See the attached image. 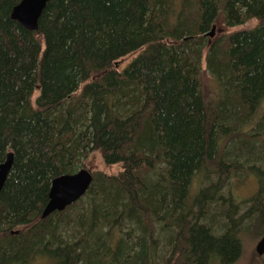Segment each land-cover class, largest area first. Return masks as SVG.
I'll list each match as a JSON object with an SVG mask.
<instances>
[{
    "label": "trees",
    "instance_id": "obj_1",
    "mask_svg": "<svg viewBox=\"0 0 264 264\" xmlns=\"http://www.w3.org/2000/svg\"><path fill=\"white\" fill-rule=\"evenodd\" d=\"M21 1L0 0V264L238 262L264 236V0H49L37 31L12 19ZM82 169L89 191L42 219Z\"/></svg>",
    "mask_w": 264,
    "mask_h": 264
},
{
    "label": "water",
    "instance_id": "obj_2",
    "mask_svg": "<svg viewBox=\"0 0 264 264\" xmlns=\"http://www.w3.org/2000/svg\"><path fill=\"white\" fill-rule=\"evenodd\" d=\"M49 0H22L12 11L11 17L23 28L37 31L39 19ZM216 26L208 34L214 37ZM14 162V154L8 153L3 163H0V193L9 177ZM94 177L89 170L82 169L73 175H62L52 181L49 200L42 212V219L55 212H63L69 206L78 202L89 191ZM18 234V232H14ZM256 253L264 256V236L256 245Z\"/></svg>",
    "mask_w": 264,
    "mask_h": 264
},
{
    "label": "rangeland",
    "instance_id": "obj_3",
    "mask_svg": "<svg viewBox=\"0 0 264 264\" xmlns=\"http://www.w3.org/2000/svg\"><path fill=\"white\" fill-rule=\"evenodd\" d=\"M256 25V21H251L243 26L236 27V28H228L225 24H217L216 29L214 32V37H208V40H214L221 38L222 36H228L232 33L252 29ZM212 32V31H211ZM210 32V33H211ZM136 55L128 57L125 59L121 66L125 67L127 66L132 59H134ZM201 83H202V89L205 93H216L217 92V85L212 76L207 72L206 70V62L205 60L202 62V74H201ZM39 95V92L37 91L33 97V103H35V100L37 99ZM90 168L95 171L105 170L110 172H116L117 168H109L106 169L102 163V160L99 156H96L91 162H90ZM204 182H202V179L199 177H196L194 181V188L193 192H197L200 188L204 186ZM236 186H234L235 188ZM258 181L256 180L255 176L251 175L245 183H243L242 186L234 189L235 191V197L240 200L248 199L252 196H254L258 191ZM243 239V254L238 262L235 264H263L262 258H258L256 255V245L259 242L260 239H258V236H251L248 233L244 234L242 236ZM39 264H45V262H40Z\"/></svg>",
    "mask_w": 264,
    "mask_h": 264
}]
</instances>
